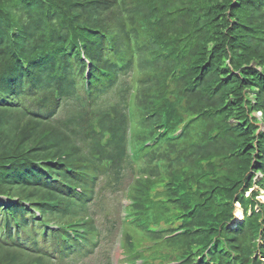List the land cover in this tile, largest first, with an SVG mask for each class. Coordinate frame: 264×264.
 I'll return each instance as SVG.
<instances>
[{
	"label": "trees",
	"instance_id": "trees-1",
	"mask_svg": "<svg viewBox=\"0 0 264 264\" xmlns=\"http://www.w3.org/2000/svg\"><path fill=\"white\" fill-rule=\"evenodd\" d=\"M106 189L103 264H264V0H0V264H91Z\"/></svg>",
	"mask_w": 264,
	"mask_h": 264
},
{
	"label": "rangeland",
	"instance_id": "rangeland-1",
	"mask_svg": "<svg viewBox=\"0 0 264 264\" xmlns=\"http://www.w3.org/2000/svg\"><path fill=\"white\" fill-rule=\"evenodd\" d=\"M123 195L124 194L121 191L117 193H111L108 189L104 190L101 194L102 199L98 205L96 215L99 220V225L102 227V237L99 253L93 256V259L90 261L91 264H103L105 258H107L108 255H112V257L115 259V262H118V259L121 258V250L119 247L118 238H116L118 229L114 228L112 232H108L107 229L113 225V221L115 219L117 220L116 225L120 223L121 202L127 203ZM236 208V215L238 217L239 212L242 210L239 209V206ZM243 216L239 218L242 219ZM81 264H89V261L82 262Z\"/></svg>",
	"mask_w": 264,
	"mask_h": 264
},
{
	"label": "bare ground",
	"instance_id": "bare-ground-1",
	"mask_svg": "<svg viewBox=\"0 0 264 264\" xmlns=\"http://www.w3.org/2000/svg\"><path fill=\"white\" fill-rule=\"evenodd\" d=\"M242 213H243L242 211L239 212V216L237 217L238 219H241L239 217L243 216Z\"/></svg>",
	"mask_w": 264,
	"mask_h": 264
}]
</instances>
